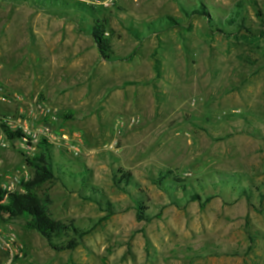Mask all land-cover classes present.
Here are the masks:
<instances>
[{
	"label": "rangeland",
	"instance_id": "374dc122",
	"mask_svg": "<svg viewBox=\"0 0 264 264\" xmlns=\"http://www.w3.org/2000/svg\"><path fill=\"white\" fill-rule=\"evenodd\" d=\"M67 1L108 22L112 60L92 54L90 14L0 0V82L58 110L47 143L56 178L36 192L51 219L89 231L55 251L25 220L2 222L24 245L17 264H264V0ZM241 2L247 29L226 23ZM40 152L0 149V185L30 180L26 160ZM120 170L133 174L130 193ZM167 170L213 201L160 188ZM132 197L161 217L139 221Z\"/></svg>",
	"mask_w": 264,
	"mask_h": 264
},
{
	"label": "trees",
	"instance_id": "16d2710c",
	"mask_svg": "<svg viewBox=\"0 0 264 264\" xmlns=\"http://www.w3.org/2000/svg\"><path fill=\"white\" fill-rule=\"evenodd\" d=\"M46 7L50 6L52 8L63 9L66 15H71V12H77L81 14H90L91 18L94 21V25H90L89 36L93 39L95 46L97 47L100 55L105 60H112L114 57L113 44L110 38V35L113 34V31H108V22L106 20L99 19L96 9L93 6L85 5L82 3H70L67 0H44ZM248 4L252 5L255 9L257 6L252 1H248ZM244 6L243 3H238L236 6V11L226 22L227 25H237L240 28L247 29L245 26L246 19L243 18L239 22V19L243 15ZM62 11V10H61ZM199 15L202 17H208L207 13L204 11L203 7L198 11ZM256 16L260 19L262 28L264 29V13L261 10H256ZM64 18L69 16H62ZM78 17H84L79 15ZM68 20L72 21L71 18ZM74 21V20H73ZM221 26V23H219ZM224 26V25H223ZM218 27V26H217ZM223 28H217V31L223 32ZM84 31V30H81ZM108 33V35H107ZM135 53V51L133 52ZM131 56L125 58L124 60H130ZM155 69L158 70V65L155 66ZM11 139L20 138L22 134L20 132L10 133ZM38 148L41 150L39 154H36L33 159H27L26 162L30 168L34 170L33 177L26 181H22L21 186L25 189V192H7L0 188V219L2 222H12L17 220H25V228L29 231H34L40 234L46 241L49 246L55 251H66L73 250L77 248L80 244V241L83 240L88 234L89 231L75 225L74 221L63 222L55 221L49 216V205L50 200L40 197L36 190L42 187L45 183L51 182L56 178L55 168L53 165V159L50 151L49 145L47 142L42 141L38 145ZM122 176L116 180V183L121 189L125 192H129V187L134 186L133 174L131 172L121 171ZM234 177V176H233ZM172 178L171 182L165 184L167 179ZM222 184H227L229 180L223 179L221 176L218 177ZM233 183H236V179H233ZM156 184L165 189L166 191L170 190V183L175 182L176 184H181L182 180L177 178L173 171L167 170L166 172H161L158 180L155 181ZM176 188L175 185H172ZM173 188L174 192H176ZM179 189L183 191L184 198L187 203L201 202V196L190 190V186L183 185L179 186ZM130 193V192H129ZM245 193L244 188L238 190L239 197H243ZM132 196V195H131ZM172 197V196H171ZM264 198V196H262ZM94 199V198H92ZM135 209L137 212V218L139 221L152 222L154 219H158L162 215V211L157 215L148 214L147 208L145 207L144 200L136 199L132 197ZM214 197H206L203 202H201V207L205 208L208 204L213 201ZM177 204V201L173 200L171 205ZM162 209H164L162 207ZM108 212V210H107ZM109 212H111L109 210ZM108 212V213H109ZM112 216L108 214L104 216L101 221H106ZM72 235L70 240L65 238Z\"/></svg>",
	"mask_w": 264,
	"mask_h": 264
},
{
	"label": "built area",
	"instance_id": "2783aa9c",
	"mask_svg": "<svg viewBox=\"0 0 264 264\" xmlns=\"http://www.w3.org/2000/svg\"><path fill=\"white\" fill-rule=\"evenodd\" d=\"M113 1V0H110ZM58 119V110L38 97L28 98L18 91H9L0 82V149L22 146L27 153L36 152L40 142L54 143L57 137L52 124ZM20 132L22 137L11 139L10 133ZM75 154L80 148L74 140L64 138ZM25 178L24 181H28ZM19 177L4 180L0 188L7 192H25ZM0 219V252L6 253L5 264H17L24 257V246L14 232L4 230Z\"/></svg>",
	"mask_w": 264,
	"mask_h": 264
},
{
	"label": "crops",
	"instance_id": "0c3cea01",
	"mask_svg": "<svg viewBox=\"0 0 264 264\" xmlns=\"http://www.w3.org/2000/svg\"><path fill=\"white\" fill-rule=\"evenodd\" d=\"M93 40V39H92ZM94 42V41H93ZM97 48V47H96ZM94 52L92 53L93 55H97L98 57H101V55L99 54V52L97 53V51L96 50H93ZM19 237V236H18ZM19 240H20V238H19ZM21 242V241H20ZM22 243V242H21ZM23 244V243H22ZM24 246V245H23ZM2 253H4L5 255H6V253L5 252H3V251H1ZM4 255V256H5ZM1 260V259H0ZM6 263V261H0V264H5Z\"/></svg>",
	"mask_w": 264,
	"mask_h": 264
}]
</instances>
